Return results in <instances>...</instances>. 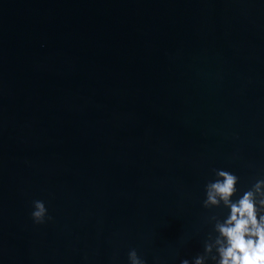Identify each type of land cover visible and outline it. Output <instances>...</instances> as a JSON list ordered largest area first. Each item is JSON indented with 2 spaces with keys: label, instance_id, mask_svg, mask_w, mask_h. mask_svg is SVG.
Returning <instances> with one entry per match:
<instances>
[{
  "label": "water",
  "instance_id": "95a60500",
  "mask_svg": "<svg viewBox=\"0 0 264 264\" xmlns=\"http://www.w3.org/2000/svg\"><path fill=\"white\" fill-rule=\"evenodd\" d=\"M217 169L264 179V0H0V264L217 256Z\"/></svg>",
  "mask_w": 264,
  "mask_h": 264
},
{
  "label": "clouds",
  "instance_id": "9594fccd",
  "mask_svg": "<svg viewBox=\"0 0 264 264\" xmlns=\"http://www.w3.org/2000/svg\"><path fill=\"white\" fill-rule=\"evenodd\" d=\"M216 179L206 185L205 208L223 206L230 209V214L223 223H215L217 256H212V238L205 243V254L197 256L194 264H206L211 257L216 264H264V179H259L250 190L237 200L233 197L238 192L239 177L235 174L217 169ZM31 213L36 224H43L48 216L45 203L33 202ZM216 220V217L212 218ZM130 264H145L135 249L129 252ZM181 264H189L187 259Z\"/></svg>",
  "mask_w": 264,
  "mask_h": 264
}]
</instances>
